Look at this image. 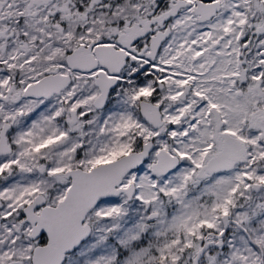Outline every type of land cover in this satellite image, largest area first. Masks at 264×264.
I'll return each mask as SVG.
<instances>
[{"label":"snow or ice","instance_id":"6c2138e0","mask_svg":"<svg viewBox=\"0 0 264 264\" xmlns=\"http://www.w3.org/2000/svg\"><path fill=\"white\" fill-rule=\"evenodd\" d=\"M0 264H264V0H0Z\"/></svg>","mask_w":264,"mask_h":264}]
</instances>
